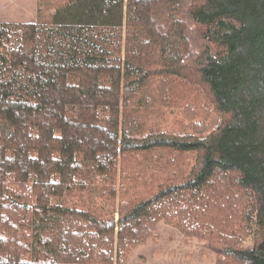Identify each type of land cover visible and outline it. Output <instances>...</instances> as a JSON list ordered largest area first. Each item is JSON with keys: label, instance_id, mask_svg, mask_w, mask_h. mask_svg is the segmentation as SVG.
Here are the masks:
<instances>
[{"label": "trees", "instance_id": "16d2710c", "mask_svg": "<svg viewBox=\"0 0 264 264\" xmlns=\"http://www.w3.org/2000/svg\"><path fill=\"white\" fill-rule=\"evenodd\" d=\"M175 1L181 19L164 0H68L48 22L0 24V264L120 263L128 243L150 236L157 203L214 183L251 196L258 240L244 248L224 235V255L264 264V0ZM160 77L207 97L218 123L146 133L132 102ZM155 150L197 153L198 163L186 184L121 205L118 237L115 217L63 202L112 184L120 160ZM40 152L71 155L68 183L40 181Z\"/></svg>", "mask_w": 264, "mask_h": 264}, {"label": "rangeland", "instance_id": "374dc122", "mask_svg": "<svg viewBox=\"0 0 264 264\" xmlns=\"http://www.w3.org/2000/svg\"><path fill=\"white\" fill-rule=\"evenodd\" d=\"M67 1L0 0V24L38 23L39 17L48 22ZM180 7L175 0L167 2V15L181 19ZM162 79L152 80L132 102L136 114L144 119L146 133L154 128L173 135H187L194 132L195 124L209 131L218 123V112L207 97L197 95L179 79ZM163 81L167 82L165 88L161 87ZM139 99L142 104H138ZM198 159L197 153L167 150L132 154L125 161L120 160L112 184L99 180L95 184L96 193L82 195L77 188L62 200L71 209L90 211L107 221L115 217L118 237L122 230L121 205L143 203L165 190L186 184ZM71 162L70 154L40 152L36 155L34 170L42 182L68 183ZM80 182L81 177L76 178L77 186ZM221 184L214 183L198 193L174 194L169 200L157 203L152 210L150 236L133 248L128 243L121 262L116 255L114 264H236L224 255L223 236H232L237 239L238 247L244 248H251L258 241L252 236L251 196L234 184ZM109 189L116 190L114 201L109 195L103 196ZM117 245L116 238L115 250Z\"/></svg>", "mask_w": 264, "mask_h": 264}]
</instances>
